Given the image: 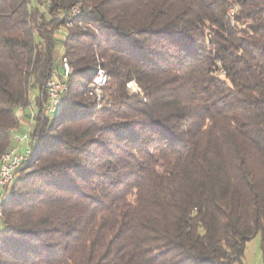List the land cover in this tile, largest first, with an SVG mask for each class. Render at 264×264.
Listing matches in <instances>:
<instances>
[{
  "label": "trees",
  "instance_id": "16d2710c",
  "mask_svg": "<svg viewBox=\"0 0 264 264\" xmlns=\"http://www.w3.org/2000/svg\"><path fill=\"white\" fill-rule=\"evenodd\" d=\"M32 104L0 264L264 259V0H0V154Z\"/></svg>",
  "mask_w": 264,
  "mask_h": 264
},
{
  "label": "built area",
  "instance_id": "2783aa9c",
  "mask_svg": "<svg viewBox=\"0 0 264 264\" xmlns=\"http://www.w3.org/2000/svg\"><path fill=\"white\" fill-rule=\"evenodd\" d=\"M79 10L77 6L72 8V11ZM235 12L234 9L231 10ZM64 76H67L68 65L63 61ZM105 83H102L101 78L95 82V84L90 88L91 92L94 94L95 91L102 89ZM48 102L45 106V113L51 115L55 112L58 105L61 103L62 96L66 91V82L59 78L58 72L54 71L47 81L46 85ZM13 138L19 142H26L25 149L23 151L18 150L16 147L12 148L11 158H2L0 160V200L4 195L5 188L9 186L12 178H16L19 169L22 167V160L31 154L32 146L29 142V133H25L23 136L15 134ZM2 220V219H0Z\"/></svg>",
  "mask_w": 264,
  "mask_h": 264
},
{
  "label": "rangeland",
  "instance_id": "374dc122",
  "mask_svg": "<svg viewBox=\"0 0 264 264\" xmlns=\"http://www.w3.org/2000/svg\"><path fill=\"white\" fill-rule=\"evenodd\" d=\"M61 51L58 50L57 51V57L60 55ZM59 78L61 79V77L59 76ZM129 88L131 89V91H138L139 90V86L136 82H130L128 84ZM90 90V89H89ZM37 91L35 89L32 90V98L35 97V94ZM90 91L88 92V95L91 97H94L95 99H97L100 104L99 107H101L103 105V102L101 101L102 96H103V90L100 89L98 91H95V95H90ZM27 110L31 111L32 115H33V104L29 105L27 108ZM25 108H20V112L23 114L25 113ZM44 114L45 113V109H44ZM53 114V113H52ZM47 115V114H46ZM35 114L32 117V120L35 118ZM19 136H23L25 133H18ZM19 142V141H18ZM25 143L26 142H19V144L17 145L18 148H20L21 151H23L25 149ZM1 221H0V226H1ZM244 263L245 264H264V259H263V250H262V246H261V235L258 234L255 237H253L252 239H250L247 244H246V250H245V255H244Z\"/></svg>",
  "mask_w": 264,
  "mask_h": 264
},
{
  "label": "bare ground",
  "instance_id": "6f19581e",
  "mask_svg": "<svg viewBox=\"0 0 264 264\" xmlns=\"http://www.w3.org/2000/svg\"><path fill=\"white\" fill-rule=\"evenodd\" d=\"M76 5H77V4H76ZM79 7H80V6H77L78 9H79ZM78 12H79V10H77V11H72L73 14H77ZM231 14L233 15L234 12L231 11ZM66 65H68V70H69V71H67V73H69V72H70V66H69L68 63H66ZM101 75H102V83H106V81H107V79H108L107 73H106V71H105L104 69L99 68L98 71H97V73H96V75L94 76V78H93L91 84H90V88H92V86L95 84V82H97V81L101 78ZM67 88H68V86H67V84H66V90H67ZM89 91H90V93H91L90 95H95V94H93V93L91 92V90H89ZM59 105H60V104H59ZM59 105H58V107H59ZM58 107H57V109H58ZM57 109L55 110V112L57 111ZM55 112H54V113H55ZM31 153H32V150H31ZM11 154H12V148L9 149V150H7V151L2 152V153L0 154V160H1L2 158H11ZM30 156H31V154H28L27 157H26L25 159L22 160V164H23L25 161H27V160L30 158ZM14 180H15V178H12V180L10 181V183H12ZM3 200H4V195H3L2 199L0 200V219L3 218Z\"/></svg>",
  "mask_w": 264,
  "mask_h": 264
},
{
  "label": "crops",
  "instance_id": "0c3cea01",
  "mask_svg": "<svg viewBox=\"0 0 264 264\" xmlns=\"http://www.w3.org/2000/svg\"><path fill=\"white\" fill-rule=\"evenodd\" d=\"M33 108H34V104H33ZM28 112H29V110L26 109L25 110V113L22 114L20 112V110H18V116H19V119H20V123L22 125V130L19 131V132H15L14 135L15 134H18V133H27V131L31 128L32 123H33V120L29 116V113ZM18 144H19V142L13 138V145H12V147H16L18 150H20V148L17 147Z\"/></svg>",
  "mask_w": 264,
  "mask_h": 264
}]
</instances>
